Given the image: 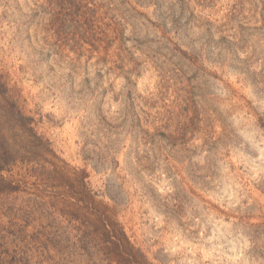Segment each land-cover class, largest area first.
Returning a JSON list of instances; mask_svg holds the SVG:
<instances>
[{"label":"rangeland","instance_id":"rangeland-1","mask_svg":"<svg viewBox=\"0 0 264 264\" xmlns=\"http://www.w3.org/2000/svg\"><path fill=\"white\" fill-rule=\"evenodd\" d=\"M125 1L0 0L3 255L264 264V0Z\"/></svg>","mask_w":264,"mask_h":264},{"label":"trees","instance_id":"trees-1","mask_svg":"<svg viewBox=\"0 0 264 264\" xmlns=\"http://www.w3.org/2000/svg\"><path fill=\"white\" fill-rule=\"evenodd\" d=\"M83 1V0H80ZM104 2L99 5H93L89 0H88V6L86 7V12H85V17L87 21L91 22L94 17L98 14L101 13L105 18L111 19L114 24L120 23L119 19L120 17V11L121 9H117L116 5H120L122 8L125 5H128L131 7V5L126 2L125 0H103ZM93 5V7H90L89 5ZM133 9V8H132ZM135 10V9H133ZM34 147V146H33ZM32 147V149H33ZM31 152V151H30ZM21 163L25 165L26 163L21 160ZM12 165L15 164H7L3 163L2 165L0 164V174H3V172L8 171L7 168H10ZM51 168H48L47 166H39V168L35 169L33 173L38 174L39 177L42 178L44 182H46L47 185L54 181L57 176L63 175L65 172V168L60 167L54 163L51 164ZM83 175V174H82ZM88 175H83L82 177V186L84 187L85 191H87V186L85 183V178H87ZM17 184L15 183L14 180H8L3 177V175H0V194L3 192H10L15 193L18 192L19 190L17 189ZM4 194V193H3ZM88 195V194H86ZM9 211H13V209H8ZM83 223L82 225L85 227H91V228H96V229H102L104 231H107L106 233L108 236L111 234L110 231H108V227L110 226L112 221L111 216L105 215L104 213L97 212L96 214L93 212H89L87 210L83 211ZM92 216V217H91ZM13 218V216H11ZM118 225L117 223H115ZM2 226H0V240L4 239V236L2 235ZM93 235V232H91ZM123 235V232H122ZM4 250L1 251L0 248V264H30L29 261L27 260H21L18 258V255H3ZM126 264H147L146 258L144 255H132L131 259H125Z\"/></svg>","mask_w":264,"mask_h":264}]
</instances>
